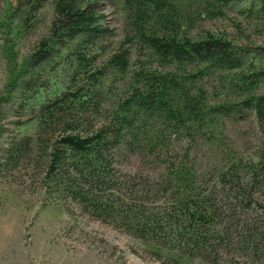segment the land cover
Listing matches in <instances>:
<instances>
[{
	"label": "rangeland",
	"instance_id": "rangeland-1",
	"mask_svg": "<svg viewBox=\"0 0 264 264\" xmlns=\"http://www.w3.org/2000/svg\"><path fill=\"white\" fill-rule=\"evenodd\" d=\"M54 1L0 0V264H264V120L253 109L236 105L241 100L233 85L236 71L205 70L199 83L206 95L207 118L187 122L191 133L166 127V156L125 152L115 163L121 173L133 177L131 183L137 188L147 186L142 199L162 213L165 226L171 223L169 208L180 207L179 190L169 187L175 183L170 179L176 166L189 168L185 173L197 180L203 195L210 197L212 189L218 190L217 210L211 209L216 217L207 225L215 250L206 253L207 259L182 253L169 227L143 239L119 221L97 218L48 173L46 151L38 141L41 105L67 90L78 51L88 60L95 57L93 66L101 67L126 34L133 32L125 0H91L104 14L102 22L108 30L97 37L89 54L86 47L78 49V40L62 38L57 44L50 41L55 52L40 60L36 52L42 40L53 39ZM172 1L182 14L178 22L190 28L192 36L208 30L226 37L243 56V70L250 65L256 66L253 70L264 68V14L253 0L232 2L221 13L207 10L210 0ZM137 46L126 74L104 69L106 89L103 110L95 118L98 123L130 89L139 66L158 64L157 55L139 58ZM92 68L89 63L82 67L78 87L86 84L87 74L95 71ZM257 91L264 92V81ZM226 100L231 104L227 112L215 110ZM152 120L154 126H165L158 122L157 113ZM15 139H28L30 147L24 154L9 156ZM222 175L233 180L224 183ZM239 183L243 187L235 189ZM135 196L130 189L121 195L126 200ZM251 233L253 239L246 242L244 235Z\"/></svg>",
	"mask_w": 264,
	"mask_h": 264
},
{
	"label": "trees",
	"instance_id": "trees-1",
	"mask_svg": "<svg viewBox=\"0 0 264 264\" xmlns=\"http://www.w3.org/2000/svg\"><path fill=\"white\" fill-rule=\"evenodd\" d=\"M236 1L239 0H210L207 10L221 13L224 7ZM253 1L264 14V0ZM125 5L129 12L128 26L133 32L126 34L101 67H95V57L90 56L88 60L78 51L76 71L67 90L41 105L43 116L38 141L46 151L45 165L62 189L97 218L119 221L121 227L143 239H150L169 227L179 241V245H174L182 253L207 259L206 253L215 250L207 225L216 217L211 209L217 210L218 190L212 189L210 197L203 195L198 190L197 180L185 173L189 168L176 166L170 179L175 183H170L169 187L179 190L176 202L180 207L169 208L167 219L171 223L165 226L162 213L150 209L142 199V194H147V186L137 188L136 183H131L133 177L121 173L115 163L125 152L144 157L166 156L169 151L166 127L174 128V132L191 133L187 122L201 123L207 118L206 95L199 83L206 69L236 71L233 85L241 97L236 105L253 109L264 120V92L257 91L264 81V68L253 70L256 66L250 65L243 70V56L226 37L208 30L192 36L190 28L185 29L178 22L182 14L172 0H125ZM103 19L104 14L91 0H55L53 39H43L36 56L40 60L47 59L56 50L50 43L57 44L62 38L78 40V49L86 47L89 54L97 44V37L108 30ZM83 43L86 46H82ZM135 45L141 50L139 58L157 55L158 64L150 62L139 66L132 76L130 89L117 101L111 114L98 123L95 118L103 110L102 95L106 89L103 71L111 68L118 74H126ZM88 63L95 71L87 74L84 86L78 87L79 73ZM230 106L226 100L215 110L227 112ZM156 113L164 127L151 124ZM29 147L28 139L19 142L15 139L7 152L9 156L24 154ZM228 176L232 181L231 175ZM225 177L222 175V181L229 183ZM238 186L234 188L243 187L240 183ZM128 189L137 196L122 199L121 195ZM244 238L250 242L252 233ZM158 242L169 246L168 242Z\"/></svg>",
	"mask_w": 264,
	"mask_h": 264
}]
</instances>
